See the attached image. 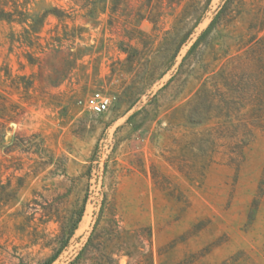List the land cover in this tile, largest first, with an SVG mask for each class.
I'll return each mask as SVG.
<instances>
[{
    "label": "rangeland",
    "instance_id": "374dc122",
    "mask_svg": "<svg viewBox=\"0 0 264 264\" xmlns=\"http://www.w3.org/2000/svg\"><path fill=\"white\" fill-rule=\"evenodd\" d=\"M24 1L0 264H264V0Z\"/></svg>",
    "mask_w": 264,
    "mask_h": 264
},
{
    "label": "trees",
    "instance_id": "16d2710c",
    "mask_svg": "<svg viewBox=\"0 0 264 264\" xmlns=\"http://www.w3.org/2000/svg\"><path fill=\"white\" fill-rule=\"evenodd\" d=\"M89 2L95 3L94 0H90ZM25 5V1L20 2V0H0V21H6L7 23H16L21 25L28 23L29 19H32L34 15L23 10ZM48 15L49 12H46L43 17L45 18ZM53 15H55L58 19H61L59 15Z\"/></svg>",
    "mask_w": 264,
    "mask_h": 264
},
{
    "label": "built area",
    "instance_id": "2783aa9c",
    "mask_svg": "<svg viewBox=\"0 0 264 264\" xmlns=\"http://www.w3.org/2000/svg\"><path fill=\"white\" fill-rule=\"evenodd\" d=\"M84 103L91 112L100 114L109 110L112 100L109 95L95 91L86 97Z\"/></svg>",
    "mask_w": 264,
    "mask_h": 264
}]
</instances>
